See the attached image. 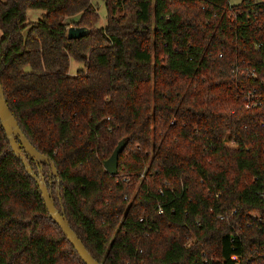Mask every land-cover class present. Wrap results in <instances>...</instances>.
<instances>
[{
  "label": "trees",
  "instance_id": "16d2710c",
  "mask_svg": "<svg viewBox=\"0 0 264 264\" xmlns=\"http://www.w3.org/2000/svg\"><path fill=\"white\" fill-rule=\"evenodd\" d=\"M0 31L6 102L58 175L24 156L95 260L264 264V0H0ZM0 264H85L1 120Z\"/></svg>",
  "mask_w": 264,
  "mask_h": 264
},
{
  "label": "water",
  "instance_id": "95a60500",
  "mask_svg": "<svg viewBox=\"0 0 264 264\" xmlns=\"http://www.w3.org/2000/svg\"><path fill=\"white\" fill-rule=\"evenodd\" d=\"M89 30L83 27H70L68 30V39H80L88 34ZM0 120L2 126L6 132L9 143L14 151V153L23 161L27 168V171L31 176L37 181L40 190L43 195L44 202L49 211L51 218L59 225L66 237L68 238L70 244L76 250L80 258L85 264H103L95 260L92 255L88 252L83 242L74 233L69 225V222L65 216V211H59L55 206V201L52 197L51 191L46 185V179L42 172V167L39 169V174L36 176L32 171L29 160L24 156L26 154L31 159H34L37 163L45 162L52 167L53 175L57 176V170L52 162V159L42 155L27 139L21 130L16 118L10 111V108L6 102L5 93L2 85L0 84ZM127 141L122 140L117 145L116 149L112 153L111 157L104 163L106 171L115 176L119 173V156L126 148Z\"/></svg>",
  "mask_w": 264,
  "mask_h": 264
},
{
  "label": "rangeland",
  "instance_id": "374dc122",
  "mask_svg": "<svg viewBox=\"0 0 264 264\" xmlns=\"http://www.w3.org/2000/svg\"><path fill=\"white\" fill-rule=\"evenodd\" d=\"M243 0H230V4L231 5H238L242 2ZM98 12H99V15L101 16V24L104 25L106 23V11H105V7L104 5L101 3L100 4V7L98 6ZM28 19H29V22H37L41 17H42V14L43 12L40 11V10H29L28 11ZM80 15H75L73 17H70V18H66V21L70 24V27H79L77 25H74L75 24V21H78ZM69 27V28H70ZM3 37V33L0 31V40L1 38ZM70 73L72 75H75L77 73V71L79 69H83L84 68V65L80 62H77L75 60H71V64H70ZM46 185L48 186L49 190L51 191V186H53L52 184H49L47 181H46ZM51 194H52V197L55 198L56 196V189L53 187V191H51Z\"/></svg>",
  "mask_w": 264,
  "mask_h": 264
},
{
  "label": "built area",
  "instance_id": "2783aa9c",
  "mask_svg": "<svg viewBox=\"0 0 264 264\" xmlns=\"http://www.w3.org/2000/svg\"><path fill=\"white\" fill-rule=\"evenodd\" d=\"M249 73H250L249 75L256 76L255 71H250ZM251 97H252V94H251V93L247 94V99H248V105H247V107H250V106H251ZM259 103H260V102H257V103H255V105H256V104H259ZM161 212H162V211H160V213H161Z\"/></svg>",
  "mask_w": 264,
  "mask_h": 264
}]
</instances>
